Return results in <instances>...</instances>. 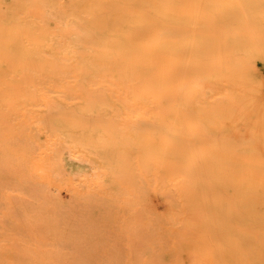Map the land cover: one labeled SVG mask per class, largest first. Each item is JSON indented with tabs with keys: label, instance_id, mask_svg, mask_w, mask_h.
<instances>
[{
	"label": "bare ground",
	"instance_id": "1",
	"mask_svg": "<svg viewBox=\"0 0 264 264\" xmlns=\"http://www.w3.org/2000/svg\"><path fill=\"white\" fill-rule=\"evenodd\" d=\"M66 61L55 138L102 177L186 180L195 264H264V0H0L4 100Z\"/></svg>",
	"mask_w": 264,
	"mask_h": 264
},
{
	"label": "rangeland",
	"instance_id": "2",
	"mask_svg": "<svg viewBox=\"0 0 264 264\" xmlns=\"http://www.w3.org/2000/svg\"><path fill=\"white\" fill-rule=\"evenodd\" d=\"M65 64L35 74L18 101L0 94V264H195L186 180L139 166L102 177L55 138L53 100L77 99L75 63ZM107 83L129 105L124 86ZM151 110L136 105L132 118Z\"/></svg>",
	"mask_w": 264,
	"mask_h": 264
}]
</instances>
